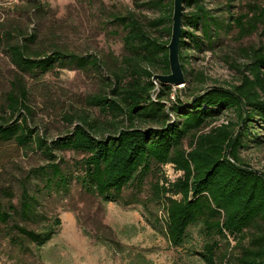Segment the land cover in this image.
I'll return each mask as SVG.
<instances>
[{"label": "rangeland", "instance_id": "rangeland-1", "mask_svg": "<svg viewBox=\"0 0 264 264\" xmlns=\"http://www.w3.org/2000/svg\"><path fill=\"white\" fill-rule=\"evenodd\" d=\"M198 1L208 15L209 38L203 34L201 20L197 25L190 23L189 19L197 13L196 6L183 4V16L187 20L182 16V29L186 32L180 48L186 80L183 93L182 85L163 87L159 81L152 80L151 100L163 104L167 112L176 94L186 98L187 93L201 94L202 89L238 85L239 71L246 72L244 65L250 62L249 50L264 48V25L240 37L234 24L254 2ZM256 4L264 6V0H257ZM171 12L170 0H0V117L10 83L19 72L4 51L3 31L17 30L12 42L36 35L49 47L91 62L85 69L66 62L61 66L57 62L40 78L24 75L31 110L27 123L33 136L50 146L51 157L35 144L22 148L13 141L0 143V211H7L9 204L17 210L10 211L11 217L5 223L0 222V264H206L199 254L213 239L218 242L217 263L238 253L232 238L209 237L201 222L188 227L180 247L169 244L165 212L162 204L152 201V186L165 180L173 182L181 175L172 165H152L153 171L141 184L134 180L124 188L118 202H105L77 180L82 175L78 163L83 155L53 145L80 124L81 115L93 125L97 138L113 134L116 128L131 127L123 113L103 112L86 101L92 96H107L125 110L127 104L122 97L112 92L117 81L127 84L134 72L146 80L141 74L143 70L162 74L164 51L151 50L149 62L142 58L143 50L138 45L129 48L124 41L137 30L116 18H123L126 24L135 21L147 38L162 47L170 41ZM30 46L34 48L33 44ZM67 116L73 117L72 123ZM174 118L170 112L169 119ZM155 122V119L137 118L132 126L153 128L158 126ZM228 122H237L232 110L222 112L202 132ZM248 129L238 151L240 162L264 174L263 125L255 118ZM186 143L187 140L185 148ZM51 162L58 164L64 181L52 177ZM24 187L31 204L26 216L20 211ZM55 219L60 220L58 226H54ZM16 225L36 232L53 227L54 233L37 247L14 229ZM252 234L253 230L245 233L244 243Z\"/></svg>", "mask_w": 264, "mask_h": 264}, {"label": "trees", "instance_id": "trees-1", "mask_svg": "<svg viewBox=\"0 0 264 264\" xmlns=\"http://www.w3.org/2000/svg\"><path fill=\"white\" fill-rule=\"evenodd\" d=\"M170 1L173 8V0ZM251 2L255 4H250L247 14L234 21L240 37L250 35L264 25V6L256 4L257 0ZM182 4L196 6L197 13L192 16V20L189 19L190 23L197 25L201 20L203 34L208 37V15L199 1L182 0ZM169 17L172 21V12ZM116 20L137 30L136 34L125 38V44L129 48L138 45L143 50L142 58L148 62L152 59L151 50H163L162 75L170 74L167 46H158L147 38L135 21L126 24L123 18ZM12 31H3L6 40L3 47L19 72L10 83L2 107L0 143L13 141L22 148L35 144L39 148L43 147L50 156V146H46L43 139L33 136L34 132L27 123V114L31 110L24 75L31 79L40 78L50 72L57 62L61 66L66 62L79 69L87 68L91 62L74 53L49 47L48 43L38 40L36 35L12 42L17 30L14 28ZM185 34L182 29L179 41L180 63L183 59L180 48L184 44ZM32 44L34 48L30 46ZM247 56L250 59L244 65L247 73L239 71L241 79L238 85L231 88H206L201 90V94L187 93L186 98L176 94L170 107L174 120L169 119L170 112L165 111L163 104L151 100L154 74L143 70L141 74L146 80H142L139 73L134 72L127 84L117 81L112 90L127 104L125 110L107 96H92L86 101L87 105L103 112L123 113L131 127L116 128L113 134L97 138L93 125L81 115L80 124L70 134L54 141L53 145L57 149L83 155L78 163L82 167V175L77 176V180L105 202H118L124 188L134 180L141 184L143 178L153 171L152 165H172L181 175L173 182L165 180L163 184L156 182L152 186V201L162 204L165 212V232L169 244L174 248L180 247L188 227L201 222L209 237L232 238L235 241L233 248L238 250L237 254L217 263L218 242L213 239L203 246L199 254L206 264H264V174L241 164L238 153L243 144L242 138L248 133V125L255 118L264 130V48H252ZM181 68L185 75L182 64ZM159 84L170 86L162 82ZM162 94L163 90L160 92ZM227 110L235 112L236 123L211 126L202 132ZM66 118L72 123L73 117ZM137 118L155 119L158 126L135 128L132 125ZM49 168L52 177H60L64 181L58 164L51 162ZM30 210V198L24 187L20 211L26 216ZM10 211L17 212L11 204L7 211H0L1 223L11 217ZM53 223L58 226L60 220L55 219ZM14 229L37 247L46 243L54 233L53 227L43 232L28 230L19 225ZM250 230H253V234L244 243L245 233Z\"/></svg>", "mask_w": 264, "mask_h": 264}, {"label": "water", "instance_id": "water-1", "mask_svg": "<svg viewBox=\"0 0 264 264\" xmlns=\"http://www.w3.org/2000/svg\"><path fill=\"white\" fill-rule=\"evenodd\" d=\"M182 7V0H173L171 37L167 45L170 74L153 75L152 77L153 81H159L175 87L182 85L180 87L181 89L185 84L184 74L179 61V41L182 31L183 15Z\"/></svg>", "mask_w": 264, "mask_h": 264}, {"label": "built area", "instance_id": "built-area-1", "mask_svg": "<svg viewBox=\"0 0 264 264\" xmlns=\"http://www.w3.org/2000/svg\"><path fill=\"white\" fill-rule=\"evenodd\" d=\"M173 98V97H172Z\"/></svg>", "mask_w": 264, "mask_h": 264}]
</instances>
